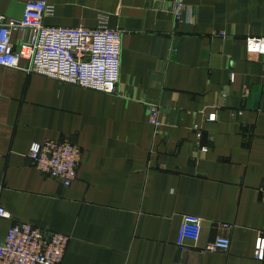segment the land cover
Wrapping results in <instances>:
<instances>
[{"label": "crops", "instance_id": "crops-1", "mask_svg": "<svg viewBox=\"0 0 264 264\" xmlns=\"http://www.w3.org/2000/svg\"><path fill=\"white\" fill-rule=\"evenodd\" d=\"M31 1L54 9L47 27L105 22L122 32V73L107 95L0 67V208L11 214L0 218V242L24 223L70 237L63 264H264L255 257L264 238V56L254 45L264 38V0H183L180 21L175 0H0V15L21 20ZM49 140L82 151L70 187L28 158ZM186 215L203 220L202 235L181 251ZM219 238L230 249L207 252Z\"/></svg>", "mask_w": 264, "mask_h": 264}, {"label": "built area", "instance_id": "built-area-1", "mask_svg": "<svg viewBox=\"0 0 264 264\" xmlns=\"http://www.w3.org/2000/svg\"><path fill=\"white\" fill-rule=\"evenodd\" d=\"M184 10L183 0H175L172 11L177 21L183 18ZM53 13L54 9L46 1H31L26 4L21 20H8L0 15V67L116 95L122 73V32L108 29L105 22L98 29L47 27L44 21ZM27 32V41H14V33ZM254 45L257 53L264 56V38L257 39ZM161 116L160 106L150 108L149 121L155 130L162 126ZM216 119V114H210L207 121L215 122ZM194 132L197 142L202 141L204 134L198 124L194 126ZM208 150L205 146L201 148L203 153ZM28 158L41 174L70 187L78 178L82 151L71 142L49 140L32 144ZM260 195L264 202V187ZM0 218L10 220L11 214L0 208ZM202 226L200 218L183 217L177 239L179 250H186L188 241L197 243L200 240ZM69 243L68 236L17 223L0 242V264H63ZM230 247V240L219 238L205 250L228 251ZM263 256L262 237L257 241L255 257L260 260Z\"/></svg>", "mask_w": 264, "mask_h": 264}]
</instances>
